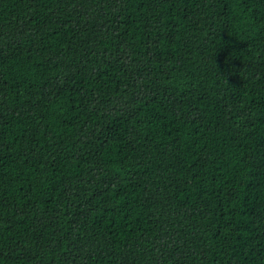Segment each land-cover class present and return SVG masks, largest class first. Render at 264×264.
Listing matches in <instances>:
<instances>
[{
    "label": "trees",
    "instance_id": "16d2710c",
    "mask_svg": "<svg viewBox=\"0 0 264 264\" xmlns=\"http://www.w3.org/2000/svg\"><path fill=\"white\" fill-rule=\"evenodd\" d=\"M0 264H264V0H0Z\"/></svg>",
    "mask_w": 264,
    "mask_h": 264
}]
</instances>
